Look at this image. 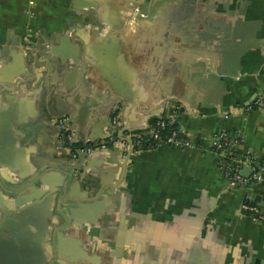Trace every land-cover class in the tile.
I'll use <instances>...</instances> for the list:
<instances>
[{"label": "crops", "instance_id": "1", "mask_svg": "<svg viewBox=\"0 0 264 264\" xmlns=\"http://www.w3.org/2000/svg\"><path fill=\"white\" fill-rule=\"evenodd\" d=\"M176 105L192 149L160 146L126 162L110 147L71 165L61 148L63 114L76 142L79 121L104 137L118 115L126 136L146 134ZM223 132L236 159L252 161L242 173L264 171V0H0V224L30 241L29 254L55 246L62 264H264V215L241 208L246 194L264 201V180L227 184L213 150ZM40 177L68 183L65 195L23 223L5 215L12 198H42ZM68 197L64 209L93 201L66 226L57 210ZM7 252L0 264H11Z\"/></svg>", "mask_w": 264, "mask_h": 264}, {"label": "built area", "instance_id": "2", "mask_svg": "<svg viewBox=\"0 0 264 264\" xmlns=\"http://www.w3.org/2000/svg\"><path fill=\"white\" fill-rule=\"evenodd\" d=\"M255 103L257 102L255 101ZM178 110L179 106L176 105L170 111L169 115L155 117L154 122L152 124L150 123L149 130L146 134L144 132L136 131L127 135L131 139L133 152L149 150L160 146L186 149L194 148L195 144L186 136L182 135L180 127L176 124ZM71 122L72 119L69 114H63L55 120V124L59 131L61 148L68 152L70 159H76L81 155H90L94 151H106L110 147L120 148L122 154L126 153L129 145L126 140L122 139L121 135H117V132L122 127V122L118 115L112 116L110 122V125L115 129V132L107 138L95 139L93 141L77 140L76 142H73L74 133L72 131ZM173 124H175L174 127ZM226 137V132L219 133L215 136L213 142V150L220 157L225 154L223 148L224 142L222 143L221 141ZM241 163L252 166V161L248 157ZM221 169L227 179V184L230 187H234L235 185L248 186L250 183L256 184L264 180V171L262 169H253L248 177H244L239 173L240 168L238 165H236L235 169H230L225 163H221ZM249 200L252 202L250 196L246 194L241 205L242 211H247L250 215L257 214L259 211L258 206L256 203H249Z\"/></svg>", "mask_w": 264, "mask_h": 264}, {"label": "water", "instance_id": "3", "mask_svg": "<svg viewBox=\"0 0 264 264\" xmlns=\"http://www.w3.org/2000/svg\"><path fill=\"white\" fill-rule=\"evenodd\" d=\"M78 89L80 88V85H78L77 87ZM71 91V90H70ZM69 91V92H70ZM76 93V92H75ZM74 93V99L72 100V103H77L78 102V97H79V94L76 93L75 95ZM86 106H84V104L82 105V108H81V111L82 112H86ZM160 114L156 115L155 117H158L160 116ZM87 116V115H86ZM111 120L109 121V124H110ZM80 123V128H79V132H80V141H85V140H90V141H93L95 139H98V138H107L109 137L110 135H112L114 132H115V129H111V131L104 137H96L94 136V134H85L83 132V129H84V125H85V121L81 122L79 121ZM15 124L11 125L9 128L12 130V127H14ZM90 132L92 133V130H90ZM82 134V135H81ZM117 135H121L122 136V139L126 140L127 143H128V149L126 151V155H125V161L127 162L130 155L133 153V148L131 146V139L125 135V131L122 130V127L121 129L117 132ZM88 155H81L79 156L78 158L76 159H69L71 165H74V163L78 160H82V159H85ZM233 163L235 165H238L239 168L241 167H246L247 170H250V166H244V164H242L241 162H239L238 160H235L233 161ZM76 168H74L72 171L75 172ZM72 172V173H73ZM81 172H84L83 169H81ZM239 173L244 176V177H248L249 176V173L246 171V173H242L239 169ZM73 177H75V175H72ZM66 178V176H65ZM68 180L71 182V177L68 176ZM77 181V177L74 178V184L75 182ZM39 182L42 183L44 185V188H45V191L43 192V196L41 199V201H38L40 199H34V202H32L33 200L31 201H28L27 203H31V204H25V203H20L18 204V198H12L10 200V205H15V209L16 211L14 213L12 212H9V213H6L5 215L9 216V215H12V214H16V217L18 219H21L20 222H24L25 221V218L28 220L30 218H28V216H38L40 212V208L39 206L43 203H45V205L47 206L48 203H51L53 202L54 199L57 198L58 194H61V195H65L66 193V190L68 189L67 184L63 185V183H60L58 185H55V186H50L49 184H47L44 180L43 177H40L39 178ZM73 184V183H71ZM79 185V184H78ZM255 184L254 183H250L248 186H238V185H235L234 188L237 189V188H253ZM97 188H94L92 187L90 190L94 191L96 190ZM72 199L70 197L68 198H64V199H61L60 200V207L61 208H58L57 210V217H60L61 219H63L65 222H66V226H69L71 224V222H69V218H72L74 216V213H77V212H80L83 213V214H87V210L86 209H83V207H85L84 204L85 202H92L93 200L91 201H85V200H82L81 203H74V207L73 206H68L67 209H64V204L67 202V201H71ZM13 202V203H12ZM254 202L258 204V207H259V211L257 214H255V217L258 218L260 216H263L264 215V201L261 200V197L259 195H255L254 197ZM56 217V218H57ZM73 224H76V225H79L80 223H75L74 221L72 222ZM5 226V228H4ZM9 227L8 225H6V223L4 222L3 224H0V248H5L7 252V256H6V259H10L12 261L9 260V262H11V264H53V263H57V264H62L61 261L57 260V257H56V254H58V250H56V247L53 246L51 247L52 249L54 248V250L51 249V251H48L46 250V252L44 253V255H34V254H29V248L28 247V242L30 243L29 240H24L22 237H19L18 240H15L13 238H11V234L10 232L8 231ZM3 231H5L6 233H2ZM3 239V240H1ZM45 240V239H44ZM12 254V255H11ZM52 259V260H48V259ZM248 262L250 264H260V261L259 259L257 258H253L252 259H248ZM67 264H71L70 261H69V258L67 257ZM3 264H6V263H3Z\"/></svg>", "mask_w": 264, "mask_h": 264}, {"label": "trees", "instance_id": "4", "mask_svg": "<svg viewBox=\"0 0 264 264\" xmlns=\"http://www.w3.org/2000/svg\"><path fill=\"white\" fill-rule=\"evenodd\" d=\"M251 107L256 108L257 106L251 105ZM154 120H155V118H153L150 123L152 124L154 122ZM174 126H175V124H173V127ZM221 142L222 143L224 142L223 148H224V152H225L224 156H222L220 158L221 162L225 163V165L230 167V169H235L236 165L233 163V161L237 160L236 159L238 156L237 149L232 145V142L229 140L228 136L225 139H223ZM249 203H252V202L249 200ZM244 212L246 214H250L247 211H244ZM254 215L255 214H253V216Z\"/></svg>", "mask_w": 264, "mask_h": 264}]
</instances>
